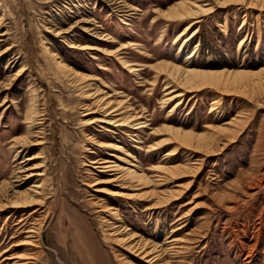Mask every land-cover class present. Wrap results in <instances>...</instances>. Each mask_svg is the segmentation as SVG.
I'll list each match as a JSON object with an SVG mask.
<instances>
[{"label":"rangeland","instance_id":"rangeland-1","mask_svg":"<svg viewBox=\"0 0 264 264\" xmlns=\"http://www.w3.org/2000/svg\"><path fill=\"white\" fill-rule=\"evenodd\" d=\"M129 1L138 8L123 14L112 10L104 0H0V16L4 18L0 26V53L10 46L0 54V182L17 173L25 156L39 152V156L27 162L45 165L44 178L50 195L34 213L31 211L35 206L24 211L20 208L0 211V264H12L17 255L26 253L25 246L18 244L27 234L18 228L19 220L31 222L44 216L40 238H33L35 243L28 249L32 258L26 264H127V258L136 264H151L142 254L135 255L114 240L118 216L142 236L164 246L181 245L183 241L179 237L188 239L189 242L184 241L190 250L173 258L185 259L186 264H264V95L247 103L250 100L244 96L215 92L220 102L216 110L210 111L213 90L203 89L194 92L192 97L188 92L182 103L171 111L170 122L201 131L207 124L241 113L238 112L241 104L247 107L242 112L249 116L248 122L234 141L221 151L206 155L196 174L172 177L157 187L156 194L139 202L129 194L116 192L130 193L146 188L125 183L114 177L112 170L99 173L91 162L101 156L117 159L110 151L123 153L101 150L89 138L95 132L114 134L123 138L122 144L138 158L128 156L132 161L141 162L144 167L158 162L170 147L161 151L153 149L150 153H145L144 147L165 136L166 133L153 135L150 131L166 121L173 103L160 105L165 94L163 79L149 93L154 71L147 63L163 58L183 63L196 48L189 58L192 65L205 68L212 64L216 68H246L255 72L264 67V9L241 5L219 8L202 16L181 34L188 20H168L155 10L178 0ZM83 18H93L95 24L80 22ZM76 20L69 32L57 34L59 28ZM85 25L93 29H84ZM194 29L176 58L180 42ZM94 32L103 37L110 35L115 40L100 39ZM243 37L244 41L239 44ZM72 42L111 49L127 43L119 54L142 67L138 70L140 74L124 67L116 52L79 49L71 47ZM47 46L72 66L98 74L108 85H102L104 90L120 89L137 110H143L151 123L143 130H135L144 137V142L133 140L135 135L131 138L120 130L113 132L116 126L104 121L85 124L89 117H108L109 110L102 113L103 108L94 106L92 98L96 93L91 95L94 90L82 99L84 88L59 70ZM21 68L11 86L3 88L1 81ZM236 97L242 102H237ZM82 100L91 104L92 114H84L87 106ZM32 101L40 112L35 137L43 143L29 146L15 158L19 147L15 146L14 137L25 131V113ZM105 125L112 130L105 131ZM183 159V153L179 152L176 163H182ZM254 169L260 174V184L253 185L248 193L240 191L236 181H242L243 175ZM96 179L104 180L92 185ZM190 179L192 183L179 200L149 207L160 190H174ZM121 182L130 188L121 187ZM27 183H31L30 178L25 186ZM100 187L106 190H97ZM231 191L237 194V200H216L218 194ZM105 204L111 205L116 213L103 211ZM184 223L181 229L171 231ZM253 225L259 228L257 237L250 232ZM170 254L173 252L166 254V260ZM10 255L13 257L9 258Z\"/></svg>","mask_w":264,"mask_h":264},{"label":"bare ground","instance_id":"bare-ground-1","mask_svg":"<svg viewBox=\"0 0 264 264\" xmlns=\"http://www.w3.org/2000/svg\"><path fill=\"white\" fill-rule=\"evenodd\" d=\"M104 1L111 6L112 10H116L123 14H130V11L133 12L134 9L138 8L129 0ZM239 5L244 7L259 6L260 8L264 9V0H178L171 3L166 8H155V10H157L161 16L168 20H188L189 24L184 26L181 31V34H185L188 28L197 24L201 20L202 16L217 11L219 8L226 9L228 7ZM3 21L4 18L3 15H1L0 26L2 25ZM77 21L78 20L69 26L64 27L63 29L59 28L57 34L69 32L71 28L76 25ZM79 21L93 23V25L95 24L93 22V18H83L79 19ZM123 21L125 23H129L128 20ZM89 27L91 26L87 27L85 25L84 29H93ZM195 31L196 29L191 31L186 39H183L180 42L178 51L176 53V58L179 56L178 53L181 51V49H183L185 40L191 37ZM1 33L5 34V31ZM94 35L98 36L100 39L111 41L115 40V38H109L110 35L103 37L102 35H98L96 32H94ZM243 41L244 37L240 40L239 44H242ZM126 44L127 43L123 42L119 46L115 47V49L98 47L95 44L88 45L86 43L77 42H72L70 46L79 49H102L107 51L109 54L114 52L119 54V51L125 48ZM47 47L59 70L64 72L69 77V79L71 78L70 80L78 82L77 84L81 85V89L84 88V90L81 91L82 99L88 97L89 93H91L90 91L94 90V92L91 93V95L96 93L92 98L94 99V106L96 105L98 108H103L104 110L101 111L102 113H105V111L109 110L108 113H106L108 117H89L86 119L85 124L95 121H104L107 124L116 126L113 128V132L116 131L117 133V131L120 130V132L131 136V138L132 135H135L133 140H138V142L141 143L144 142V137H142L137 132V130H135H143V127H146L151 123L149 121L150 118L147 119L148 116L145 115L143 110H137L136 107H134L129 101V98L124 96L120 89L114 87L111 89V91L104 90L102 85H108H106L105 80H102L98 74L85 72L72 66L65 61L64 57L59 52L53 51L50 46ZM9 48L10 46L6 47L0 54H3ZM195 49L196 48H194L193 51L189 53V55L184 59L183 63H180L178 59L163 58L152 63H147L146 65L154 71V77L151 81V86L148 88L150 90L149 93L152 94L153 87L159 82L160 79H163V82L166 83L164 88L165 94L160 100V105L163 107L173 103L165 116L166 121L162 122L161 125H158L155 128L153 127L150 131V134L153 135L166 133L165 136L161 139L159 138L154 140L152 143H149L144 147L145 153H150L153 149L161 151L165 148L169 149L170 147V150H167L163 152L162 155H160L158 162L144 167L141 162H134L132 159L128 158V156H134L133 159H138L136 155H134L124 144H122L123 138L106 132H95L92 135L88 134L92 142L96 144L101 150L111 149L118 150L123 153L117 154L114 151H110V153L117 159L104 156L91 159V162L95 165L94 168H96L99 173H105L107 170H112L115 171L114 177L121 178L125 181V183L132 184L133 187L146 188L145 191H131L130 193L117 191L116 194H129L131 198L138 199L136 202L148 198L151 194L157 193L156 189L158 186L168 182L167 180H170L172 177L173 179H176L180 176L196 174L201 167V164L206 160V155L208 156L221 151L222 148H224L228 143L234 141L242 132L243 127L246 125L249 119V116L245 112H242L245 108H247L243 104L240 105V110L238 111L241 113H237L235 116H232L229 119H223L219 123L207 124L202 128L201 131L194 128H185L180 124H174L170 122L169 117L172 114L171 111L182 103V99L188 92L191 93L192 97L195 95L194 92H198L203 89L213 90L214 98L211 103L210 111L216 110L217 105L220 102V98L215 92L220 94H234L239 97L244 96L247 100H250L247 101V103H250L252 102L251 100L255 99L260 100L262 95H264V67H260L254 72L246 68H216L212 64H209L210 67L205 68L202 66L192 65L189 58L194 55ZM118 56L121 58L120 61L124 67H126L131 72H136L139 76L140 73L138 70L142 69V67L138 66L137 63L131 60L125 59L120 54ZM21 70L22 68L13 72L6 81H1V86L3 88H8L11 86L13 81L18 77V75H20ZM98 80L102 83H99ZM239 97H236L237 102L241 101ZM82 102L83 105L87 106V112L84 114H92L93 107H90L91 104L84 102V100H82ZM39 115L40 112L37 109L36 102L32 101L27 107L25 113V120L27 122L26 129L21 135L14 137V144L15 146L19 147V151H17L15 154V158L18 153H23V151L29 149V146H39L43 143L42 139L35 137L36 131L34 128L39 122ZM141 118L145 119L142 120ZM103 128L105 131L112 130V128H110L108 125H105ZM179 152L183 153L184 159L182 163H176ZM38 153L25 156L20 161V166L17 173L9 178H4L1 180L0 211L7 210L9 208H20L24 211V209H27L28 207L35 206L31 211V213H34L41 208V204H43L44 201L50 196L46 186L47 180L44 178V175L47 171L46 167H43L45 165H42V163L41 165H38V163L29 165L27 162V160L39 156ZM172 161H174V164L171 163ZM27 178H30L31 183H27L28 185L25 186ZM112 179L114 178H110L108 180ZM260 179V174L256 171V169H254L244 174L242 181H236V187L239 186L240 191H245L248 193L249 189L253 185L260 184ZM102 180L104 179H96L92 185ZM191 183L192 179L188 180L185 184H182L183 186L181 187L177 185L178 187L174 188V190H160L161 192L158 193V197L156 198L155 202L149 205V207L154 208L162 203H169L173 202V200H179L185 194ZM119 185L123 188H130L129 186H126L124 182H121ZM151 187L153 188L149 189ZM97 190H106V188L100 187L97 188ZM216 198V200L219 202L225 198H228L232 201L238 199L237 194L233 192H224L222 195L218 194ZM103 206V211L116 213V211H113L114 208L111 205L105 204ZM29 215L30 214L27 213L26 217ZM43 218L41 217V220ZM179 218H181V215ZM24 220L25 219L19 220L18 224L21 225H18V228H23L21 229V232L25 231L27 234L19 241L18 244L25 246L26 253L17 255V258L13 260L12 264H26L29 262L28 260L32 253L29 252L28 249L31 247L30 245L35 243L36 237L40 238L42 221L39 218L31 222H28L27 219L25 221ZM117 221L118 224L116 225L115 229L116 237H114V240L125 245L128 249H131L132 252L134 251L133 253L135 255L142 254L141 257L146 258V261L151 264H186L184 263L186 262L185 259H174L181 257V252H188L190 250L189 244L186 243L189 242L188 239L176 237L180 241H183L181 245L170 244L164 246L158 243V241H154L139 234L136 230L129 227L121 216H118ZM110 224H115V222H111ZM184 225L185 223L175 226L171 231L174 232L179 230ZM247 227L249 228V226ZM250 232L253 236L257 237L259 234V228H256V226L253 225ZM169 243H172V241ZM170 251L173 252L174 255L170 254L169 258L166 260V254ZM12 257L13 256L10 255L9 258ZM126 262L127 264H136L131 258H127Z\"/></svg>","mask_w":264,"mask_h":264}]
</instances>
